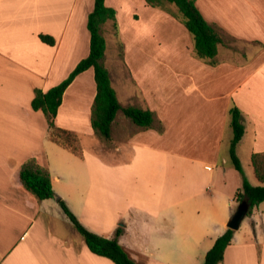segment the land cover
I'll use <instances>...</instances> for the list:
<instances>
[{
	"label": "crops",
	"instance_id": "1",
	"mask_svg": "<svg viewBox=\"0 0 264 264\" xmlns=\"http://www.w3.org/2000/svg\"><path fill=\"white\" fill-rule=\"evenodd\" d=\"M94 2L0 0V261L115 264L90 251L56 199L40 200L25 188L20 171L33 159L89 230L112 238L123 228L119 242L138 264H203L228 229L243 183L230 157L233 107L245 125L238 157L246 144L250 158L264 152V0H196L204 18L233 40L224 38L214 64L196 56L177 8L105 0L116 10V21L103 28L115 38L113 58L133 66L121 77L110 72L118 87L112 84L124 106L153 111L155 123L140 128L118 113L113 150L96 153L105 142L91 125V67L68 86L55 118L56 126L94 140L79 156L52 140L32 100L35 88L60 84L89 55ZM261 204L246 216L251 228L235 230L220 264H264Z\"/></svg>",
	"mask_w": 264,
	"mask_h": 264
},
{
	"label": "trees",
	"instance_id": "2",
	"mask_svg": "<svg viewBox=\"0 0 264 264\" xmlns=\"http://www.w3.org/2000/svg\"><path fill=\"white\" fill-rule=\"evenodd\" d=\"M148 5L165 8V3L177 7L180 18L185 27L193 35L196 56L200 59L215 63L214 58L218 54V47L224 42L223 31L209 23L196 5V0H146ZM108 21H116V10L108 7L105 0H95L94 9L88 16L87 26L90 31V53L82 59L69 76L60 84L43 91L35 88V96L32 100V107L35 110H42L47 118L50 134L53 141L65 148L70 149L76 155H82V149L78 144L76 132L56 126L55 118L58 109L62 104L63 95L74 79L85 70L93 67L97 93L92 107L91 125L94 132L105 142L112 141V125L119 112L131 119L140 128H152L155 123V114L149 109H143L135 105L124 106L114 88L108 68L104 64V57L107 48L104 36V25ZM116 27V23H114ZM43 42L54 45L55 39L52 36L41 34ZM233 138L230 145V157L234 167L243 175L241 160L237 155V147L245 134L242 111L233 107L230 110ZM162 126L159 130L162 131ZM251 162L257 179L264 183V152H256L251 155ZM20 179L25 188L38 199H56L63 212L72 222L74 228L83 236L86 245L93 253L111 259L115 264H138L120 244L119 237L124 229L119 227L112 238L103 237L89 230L79 218L72 212L65 200L58 195L52 186L50 171L40 166L35 160H30L20 171ZM247 200L251 206L247 216L252 214L254 207L264 201V185H252L243 176L242 187L236 193V201L241 203ZM235 230L228 228L219 236L214 245L205 256L203 264H220L230 245ZM0 264L1 261H0Z\"/></svg>",
	"mask_w": 264,
	"mask_h": 264
},
{
	"label": "rangeland",
	"instance_id": "3",
	"mask_svg": "<svg viewBox=\"0 0 264 264\" xmlns=\"http://www.w3.org/2000/svg\"><path fill=\"white\" fill-rule=\"evenodd\" d=\"M140 2H138L137 6L139 8V11L141 10L140 9ZM165 8H170V9H174V10H177L176 6L173 5V4H169V3H165ZM112 30L114 31L115 33V28L112 27ZM104 32V31H103ZM105 38H106V42H107V49H109L108 53L109 55L111 56V58L109 59H105L104 57V64L106 65V67L108 68L109 72H111L112 75H119V77L121 76H124L125 74H128V72L131 70L133 71L132 69V64L130 63L129 67L130 69L128 70V68L126 66H123L121 65L120 63H118L117 59L115 61V58H113V55H114V47H113V43L115 41V38L113 37H110L107 32L105 31ZM224 34V33H223ZM224 38H227V40L229 42H232L233 40L230 38V37H226V35L224 34ZM120 55L122 56V48L120 49ZM115 77V76H113ZM115 87L117 88V84H116V81H113L112 82ZM172 83V80L167 82V89H168V86L170 87ZM174 85H179L178 82H174ZM170 91L172 93L176 92L177 89H170ZM122 97V96H121ZM121 101H123V97L121 98ZM157 105L159 107H162L161 103H157ZM163 108V107H162ZM120 113V112H119ZM118 115V114H117ZM231 130V129H230ZM84 133V132H83ZM77 133L78 135V144H79V147L82 149V146L83 147H90L91 145H93V139L92 137H90L89 135H87L86 133ZM231 134L232 133V130H231ZM81 139V140H80ZM105 142V141H103ZM105 144V145H104ZM103 145L101 146H97L94 148V151L100 155H103V156H106L110 151L113 150V147H112V141L111 142H105ZM238 154H239V157L241 159V164H242V168H243V175L241 174L242 176V179H243V176L246 177L248 179V181L252 184V185H262V183H260V181L257 179V177L255 176V173H254V169H253V166H252V163H251V158H250V154H249V147L248 145H244L242 147V149L240 148L239 151H238ZM232 161V160H231ZM233 164V163H232ZM262 206H264V202H262L261 204ZM257 208V207H256ZM241 232H244L246 229L248 230V228H251L250 226V222H249V217H246L242 223H241Z\"/></svg>",
	"mask_w": 264,
	"mask_h": 264
},
{
	"label": "water",
	"instance_id": "4",
	"mask_svg": "<svg viewBox=\"0 0 264 264\" xmlns=\"http://www.w3.org/2000/svg\"><path fill=\"white\" fill-rule=\"evenodd\" d=\"M251 204L244 200L238 204L232 218L228 222V228L238 230L241 226L242 221L246 218Z\"/></svg>",
	"mask_w": 264,
	"mask_h": 264
}]
</instances>
